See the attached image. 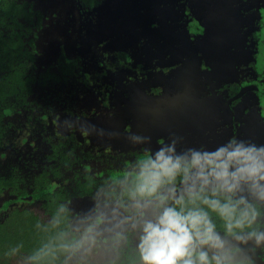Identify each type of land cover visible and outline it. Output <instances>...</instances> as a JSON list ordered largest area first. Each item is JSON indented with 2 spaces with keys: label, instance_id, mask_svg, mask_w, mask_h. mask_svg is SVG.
I'll use <instances>...</instances> for the list:
<instances>
[{
  "label": "flooded vegetation",
  "instance_id": "1",
  "mask_svg": "<svg viewBox=\"0 0 264 264\" xmlns=\"http://www.w3.org/2000/svg\"><path fill=\"white\" fill-rule=\"evenodd\" d=\"M79 1L71 0L75 7L70 10H73L70 20L71 25L65 32V34L68 33V36L70 35L71 37L76 33V27L80 24L78 29L80 31L77 35L78 39L76 38V40H79L78 46L76 45V48L71 50V41L69 38L68 45H60L55 58L50 63L45 64L44 67L42 66V61L39 62L40 57L44 53L41 51L38 43L41 38V31L47 27V20L43 18V29L40 30L39 38L36 41L38 48V65L36 71L40 73L51 68L60 77L56 78L50 75L45 83L36 87L35 91L37 94L33 95L32 98L36 96L39 102L43 103V107L37 106L36 109L35 104H33L34 108L29 111V115L32 117L30 123L28 122L30 128L23 134L25 142L19 145L16 152L10 149L8 155L14 153L16 158L13 160H17V155L23 154L26 159L35 160L36 162L34 161V164L40 168L44 162V154L52 149L49 141H44V137L48 135V132L50 131L54 135H56V132L68 134L71 136L72 151L76 157L73 170L68 177L70 179L79 178L83 181L84 178L81 176L85 175L88 167L96 173V177L100 176L98 173L102 170L105 175V154H134V152L144 153L145 155L149 153L154 154L161 146L171 144L173 141L171 137H168L165 144H158L152 148L148 146V143H134L129 139L133 134L132 120H126V107L128 105L125 104H129L131 100L129 94L131 92L130 89H143L142 91L147 97L150 95L154 96L152 93H158L157 97H159V94L162 96L164 94V83L159 80L156 84L148 81V78L153 75L154 71L160 68H156L154 71L150 70L147 73L143 65L141 67H138V64L134 65L135 59L141 58L138 56L140 54H133L130 49L122 46L112 48L113 46L108 47L107 45L106 48L108 40L105 42V45L103 42H96L98 35L95 41L94 33L100 32L101 23L97 26V22L100 19L98 16L99 12L93 14V11L96 3L101 1L105 4L103 12L106 13L109 0H83L86 3L85 6L81 5L82 3ZM163 1L157 0L160 4L157 3L155 8H148L143 13L138 12L137 8L127 6V14H137V22L140 25L154 27L149 35V37H153L155 36V28L172 16L171 13H164L162 10L170 8V5H173L172 7L175 9L183 10V32L182 34L180 33V36L184 39L196 40L201 43L210 32V28L209 22L201 18L203 17L202 13L196 10V1L172 0L170 4V0L165 4L162 3ZM225 1L227 2L226 7H222V10L225 11L223 13L227 15V22L230 26V34L226 33L225 35L228 37L233 36L239 40L242 38L246 59L240 65L236 66L235 79L239 76L238 79L230 83L222 84L217 90L216 96L224 105L225 109L223 113L226 116V119L218 121L217 123L218 132L215 136L217 138V145L214 143L216 141L211 142L212 139L210 138L208 142H200L196 137L189 136V139L177 143L176 150L178 153L183 152L185 149H196L198 152L215 154L221 148L219 142L226 145L232 139L254 143L257 146H260L264 142V0ZM121 13L123 12L121 11ZM141 17L146 20L145 23L140 21ZM234 20L236 26L232 27ZM91 23H95L96 25L94 26L97 28ZM207 29L208 32L205 35L204 32ZM69 30L70 34L68 32ZM91 34L92 37H90ZM59 42L61 44V41ZM43 45L44 42L42 41L41 46ZM57 45L58 43H55V46ZM62 53L72 61L71 66L73 68L71 69L72 71L70 70L67 73V75H70L68 80L62 78L64 72H61L58 69V65H56ZM137 67L139 68V72H143V74H135L129 78L125 77L123 80L120 78L121 76L123 77L121 74L122 71L129 73ZM162 69L167 70V68ZM147 81L150 83V86L142 88L141 85ZM120 85L123 88H120ZM150 87H152L151 91ZM91 100L95 106L89 104ZM116 107H118L117 113H115ZM95 109L96 112H94ZM111 111L117 114L112 119H124L123 128L125 137H123V140L116 139L115 135H112L108 131L106 125H100L101 123L111 122L110 115L113 114ZM44 115H46L47 124L43 120ZM65 120L69 122L68 124L70 126L64 124ZM25 125H27L26 122H24L23 126ZM65 126L67 128H64ZM44 130L45 132L43 134L42 132ZM32 132H35V136L31 134ZM29 140H34L35 142L30 143L28 142ZM82 154L89 155L90 158L88 160L79 159L78 156ZM153 158L155 159V156ZM85 163L88 167L84 168L83 164ZM118 166H124V162L121 161ZM9 168L11 174L14 165H9ZM131 168L132 170L138 169L129 165L128 169ZM60 184L63 186L65 183L61 181ZM98 185L101 188L96 189L94 187V190L89 194H79L63 201L66 205L64 208L69 212L72 229L79 235L83 230L80 231L75 228L76 212L79 213L78 215H81V218L83 216L91 217L93 216L91 213L95 212L96 216L93 219L96 221L98 217L106 219L104 210L107 206L105 203L110 204L115 201L118 206H122L119 201L114 198L112 199L105 193V183L101 179L98 180ZM0 196L3 197V202L0 205V215H3L5 213L3 206L5 199L9 198V194L5 191ZM20 204L34 210L41 218L45 219L48 217L46 216L42 201H33V195H27L25 201ZM126 206L123 205L122 207L127 209L128 206ZM86 208L90 210V214H83ZM78 209L80 211H77ZM125 213L128 215L126 210ZM81 220V223H83V219ZM113 222L108 212L107 219L101 225L104 235L102 242L105 243V248L111 250L109 255L115 261V264H140V261L136 262L131 260L139 258L136 250V238L133 239V233H127L126 242L113 241L112 236L118 230ZM85 227L83 225L82 228ZM98 231L100 230L98 229ZM218 232L222 236L224 235L222 230ZM69 264H75V261H70ZM91 264H106V262L96 259ZM255 264H264V251L258 250Z\"/></svg>",
  "mask_w": 264,
  "mask_h": 264
},
{
  "label": "clouds",
  "instance_id": "2",
  "mask_svg": "<svg viewBox=\"0 0 264 264\" xmlns=\"http://www.w3.org/2000/svg\"><path fill=\"white\" fill-rule=\"evenodd\" d=\"M129 139L150 143L136 134ZM177 143L141 157L128 190V215L116 220L113 241L126 242L134 233L140 264H255L258 250L264 251V145L232 139L213 155L178 153ZM212 214L222 221L223 236ZM103 223L98 217L71 241L43 245L26 264H55L61 255L62 264H115L111 250L100 245Z\"/></svg>",
  "mask_w": 264,
  "mask_h": 264
},
{
  "label": "rangeland",
  "instance_id": "3",
  "mask_svg": "<svg viewBox=\"0 0 264 264\" xmlns=\"http://www.w3.org/2000/svg\"><path fill=\"white\" fill-rule=\"evenodd\" d=\"M167 1L164 0L162 3L165 4ZM171 1H169V4ZM195 1L196 10L202 13L203 17L201 18L209 22L210 28V32L201 43L180 36V33L183 32V10L175 9L172 7L173 5L162 10L164 13H171L172 16L155 28V36L153 37H149V35L154 27L140 25L137 22V14H127V6L137 8L138 12L143 13L148 8H155L157 3L160 4L157 0H109L106 13L103 12L104 3L101 5V10H98L100 19L97 26L101 23V30L94 33L95 41L98 35L96 42H103L105 45L108 40L106 48L107 45L108 47L113 46L112 48L122 46L130 49L133 54H140L138 56L141 58L135 59L134 65L138 64V67L143 65L147 73L150 70L154 71L156 68H160L154 71L148 81H152L154 84L158 80L163 82L164 94L162 96L159 94V97H157L158 93H152L154 96L147 97L142 91L143 89H130L131 100L129 104H125L128 105L126 107V120H132L133 134L149 137L150 143H148V146L152 148L158 144H165L168 137H171L172 141L176 140L180 143L185 139H189V136L196 137L200 142H208L210 138L212 139L211 142L216 141L214 143L217 145V138L215 137L218 132L217 123L226 119L223 113L224 105L216 96L217 90L222 84L238 79L239 76L235 79L236 66L246 59L242 38L239 40L233 36L228 37L225 35L226 33L230 34L227 15L222 10V7H226L227 2L225 0ZM31 2H34L35 6L43 7L45 11L53 9L50 20L46 22L47 27L41 31V38L38 41L39 47L44 53L39 62L42 61L44 67L45 64L50 63L55 58L60 45L66 46L69 38L71 50L76 48V45L78 46L79 40H76V38L78 39L80 24L79 26L76 24L78 26L76 27V33L71 37L68 36V33L65 34L71 25L70 20L73 10H70L75 7L71 1L31 0ZM96 10L93 11V14H96ZM140 21L146 22L142 17ZM103 22L105 23L102 24ZM234 23L235 20L232 27L236 26ZM91 24L96 25L95 23ZM70 30L68 31L69 34ZM90 37H92V34ZM42 41L44 42L43 46H41ZM59 41H61V44ZM55 43H58V45L55 46ZM138 67L132 69L129 73L122 71L123 77L120 78L123 80L125 77L129 78L135 74H143V72H139ZM162 68H167V70ZM148 81L143 83L141 87H149L150 83ZM120 88H123V86L120 85ZM89 104L95 106L92 100ZM117 108L115 113H117ZM94 112H96V109ZM111 113L113 112L111 111ZM115 113L110 115L111 122L101 123L100 125H106L108 131L115 135L116 139L123 140V137H125L124 119H112L117 116ZM68 123L67 120L64 121V124ZM64 128H67V126ZM219 145L222 146L223 143L219 142ZM261 145H264V142ZM177 187L182 189L184 186ZM179 193L181 192L177 191L176 195ZM2 202L3 197L0 196V205ZM105 205L107 206L104 210L105 217L107 219L109 212L114 224L120 215L126 216V209L118 206L115 201L110 204L105 203ZM77 211H80V209ZM84 213L85 215L90 214V210L86 208ZM78 214L76 212L75 228L80 231L84 230L83 225L87 227L95 222V219H93L96 216L95 212L91 213L93 215L91 217L83 216L81 218V215ZM81 219H83V223H81ZM98 229L103 230L101 226H98ZM135 238L133 233V239ZM100 245L105 247L102 239ZM101 251H103V248Z\"/></svg>",
  "mask_w": 264,
  "mask_h": 264
},
{
  "label": "trees",
  "instance_id": "4",
  "mask_svg": "<svg viewBox=\"0 0 264 264\" xmlns=\"http://www.w3.org/2000/svg\"><path fill=\"white\" fill-rule=\"evenodd\" d=\"M79 2L84 6L86 4L83 0ZM101 5V1L96 3V13L101 10ZM52 10L45 11L31 0H0V195L5 191L9 194L3 206L5 215H0V264H26L28 258L43 245L58 242L61 237L68 241L78 237L79 234L72 229L69 212L64 208L66 205L63 201L79 194H89L94 187L101 188L98 185L100 179L105 183L107 195L122 206L129 207L128 190L132 175L140 172L143 163L141 157L145 156L144 153L135 152L105 154V175L102 170L98 173L100 176L96 177V173L85 163L84 168H88L85 175L81 176L84 178L82 181L68 177L76 159L68 134L56 132L54 135L48 132L44 141H49L52 149L44 154L40 168L34 164L35 160L26 159L23 154L17 155V160H13L16 158L14 153L8 155L10 149L16 152L19 145L25 142L23 134L30 128L32 117L29 111L34 108L33 104L36 109L37 106L43 107L36 96L32 98L37 94L36 87L45 83L50 75L60 77L51 68L40 73L36 71V41L43 29V18L50 20ZM71 63L64 53L56 63L58 69L64 72V80L69 79L67 73L73 68ZM43 120L47 124L46 115ZM24 122L27 127L23 126ZM31 134L35 136V132ZM78 157L81 160L90 158L86 154ZM121 161L124 166H118ZM11 164L14 168L10 174ZM129 165L138 169H128ZM61 181L65 183L63 186ZM180 185L178 177L176 186ZM29 194L33 195V201H42L47 218H41L34 210L20 204ZM212 215L217 231H223L222 221L216 214ZM63 260L64 256L61 255L55 264H62ZM131 260L140 261L139 258Z\"/></svg>",
  "mask_w": 264,
  "mask_h": 264
},
{
  "label": "water",
  "instance_id": "5",
  "mask_svg": "<svg viewBox=\"0 0 264 264\" xmlns=\"http://www.w3.org/2000/svg\"><path fill=\"white\" fill-rule=\"evenodd\" d=\"M207 32H208V29H207V30H205L204 34L206 35V34H207ZM205 35H204V36H205Z\"/></svg>",
  "mask_w": 264,
  "mask_h": 264
}]
</instances>
